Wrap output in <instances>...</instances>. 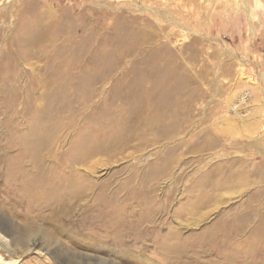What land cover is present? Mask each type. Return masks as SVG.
Masks as SVG:
<instances>
[{"label": "rangeland", "instance_id": "rangeland-1", "mask_svg": "<svg viewBox=\"0 0 264 264\" xmlns=\"http://www.w3.org/2000/svg\"><path fill=\"white\" fill-rule=\"evenodd\" d=\"M0 264H264V0H0Z\"/></svg>", "mask_w": 264, "mask_h": 264}]
</instances>
